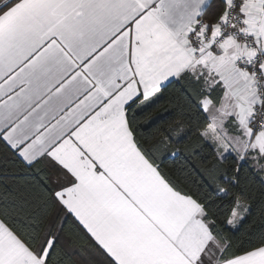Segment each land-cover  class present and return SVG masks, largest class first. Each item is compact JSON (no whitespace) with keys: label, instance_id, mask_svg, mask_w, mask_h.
Returning a JSON list of instances; mask_svg holds the SVG:
<instances>
[{"label":"snow or ice","instance_id":"1","mask_svg":"<svg viewBox=\"0 0 264 264\" xmlns=\"http://www.w3.org/2000/svg\"><path fill=\"white\" fill-rule=\"evenodd\" d=\"M170 86L181 119L146 116ZM192 135L182 191L163 164ZM0 146L36 193L4 189L0 264H264V233L234 239L242 173L264 187V0H0Z\"/></svg>","mask_w":264,"mask_h":264},{"label":"trees","instance_id":"2","mask_svg":"<svg viewBox=\"0 0 264 264\" xmlns=\"http://www.w3.org/2000/svg\"><path fill=\"white\" fill-rule=\"evenodd\" d=\"M184 105V100L176 86H170L155 106L146 114L152 116L157 113L170 112L166 120L181 119L180 113ZM141 118V123L143 119ZM181 154L175 158H169L164 161L163 171L182 191L195 190L201 178L206 176L205 169L207 162L202 157L209 154L208 149H202L194 135L185 139L182 144L178 145ZM42 167V166H41ZM25 172L23 166L16 161L3 146H0V197L4 196V189L8 188L12 193L10 198H15L22 202V198L29 200L36 195L32 188L25 182ZM247 176V179L245 177ZM241 183L247 190L249 199L247 204L251 211L245 214V219L240 225L239 232H236L234 239L239 240H256L261 233H264V187L261 186L259 179L247 174V170L242 173ZM232 236V233H226ZM86 244V241H77V244ZM85 259L91 260L88 253H83Z\"/></svg>","mask_w":264,"mask_h":264},{"label":"crops","instance_id":"3","mask_svg":"<svg viewBox=\"0 0 264 264\" xmlns=\"http://www.w3.org/2000/svg\"><path fill=\"white\" fill-rule=\"evenodd\" d=\"M245 213H242V215L244 216Z\"/></svg>","mask_w":264,"mask_h":264},{"label":"rangeland","instance_id":"4","mask_svg":"<svg viewBox=\"0 0 264 264\" xmlns=\"http://www.w3.org/2000/svg\"><path fill=\"white\" fill-rule=\"evenodd\" d=\"M246 214V213H245ZM245 214H244V216H245Z\"/></svg>","mask_w":264,"mask_h":264}]
</instances>
